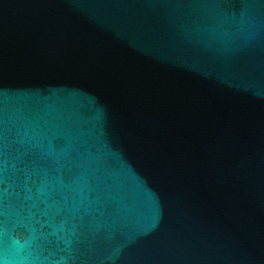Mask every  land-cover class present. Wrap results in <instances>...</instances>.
<instances>
[{"label": "water", "instance_id": "1", "mask_svg": "<svg viewBox=\"0 0 264 264\" xmlns=\"http://www.w3.org/2000/svg\"><path fill=\"white\" fill-rule=\"evenodd\" d=\"M0 264H264V0H0Z\"/></svg>", "mask_w": 264, "mask_h": 264}]
</instances>
